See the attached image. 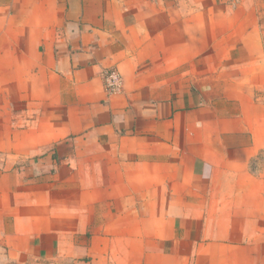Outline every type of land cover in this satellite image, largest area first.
I'll return each mask as SVG.
<instances>
[{
	"label": "crops",
	"instance_id": "1",
	"mask_svg": "<svg viewBox=\"0 0 264 264\" xmlns=\"http://www.w3.org/2000/svg\"><path fill=\"white\" fill-rule=\"evenodd\" d=\"M257 23L245 0H0V264H264Z\"/></svg>",
	"mask_w": 264,
	"mask_h": 264
},
{
	"label": "rangeland",
	"instance_id": "2",
	"mask_svg": "<svg viewBox=\"0 0 264 264\" xmlns=\"http://www.w3.org/2000/svg\"><path fill=\"white\" fill-rule=\"evenodd\" d=\"M247 3L252 5L256 18L260 37L264 44V0H245ZM253 168L261 167L264 171V154H259L256 159L252 162Z\"/></svg>",
	"mask_w": 264,
	"mask_h": 264
},
{
	"label": "built area",
	"instance_id": "3",
	"mask_svg": "<svg viewBox=\"0 0 264 264\" xmlns=\"http://www.w3.org/2000/svg\"><path fill=\"white\" fill-rule=\"evenodd\" d=\"M104 87L110 94L118 93L122 89V79L116 69H109L104 75Z\"/></svg>",
	"mask_w": 264,
	"mask_h": 264
}]
</instances>
